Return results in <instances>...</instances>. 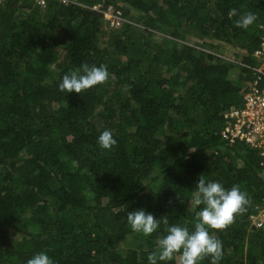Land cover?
<instances>
[{
	"label": "trees",
	"instance_id": "obj_1",
	"mask_svg": "<svg viewBox=\"0 0 264 264\" xmlns=\"http://www.w3.org/2000/svg\"><path fill=\"white\" fill-rule=\"evenodd\" d=\"M110 7L124 19L116 29ZM247 12L257 21L236 27ZM263 33L264 0L2 3L0 264L40 251L54 264H147L166 233L133 232L127 212L143 207L192 230L201 175L248 201L228 227L209 229L223 245L218 264H264V229L250 223L264 206V156L221 135L255 80ZM82 64L106 66L109 79L82 95L60 91ZM105 129L117 141L110 151L97 144Z\"/></svg>",
	"mask_w": 264,
	"mask_h": 264
},
{
	"label": "clouds",
	"instance_id": "obj_2",
	"mask_svg": "<svg viewBox=\"0 0 264 264\" xmlns=\"http://www.w3.org/2000/svg\"><path fill=\"white\" fill-rule=\"evenodd\" d=\"M229 18L237 16V10L229 11ZM257 21V15L247 12L235 21L238 28L247 30ZM109 79L104 65L82 64L79 68L67 72L58 85L60 91L83 94ZM117 141L110 130H103L97 137L102 150H111ZM248 203L245 193L238 186L226 188L221 182L208 180L201 175L191 193L189 208L196 213V223L192 230L181 224H170L167 216L159 219L151 212L140 207L127 212V224L135 233L151 236L158 229L166 233L157 242L156 249L147 256V264H166L179 254L180 264H200L205 257L211 258V264H218L222 253V242L212 236L209 229L223 230L234 218L245 211ZM124 210V209H123ZM26 264H54L46 251L34 253Z\"/></svg>",
	"mask_w": 264,
	"mask_h": 264
},
{
	"label": "built area",
	"instance_id": "obj_3",
	"mask_svg": "<svg viewBox=\"0 0 264 264\" xmlns=\"http://www.w3.org/2000/svg\"><path fill=\"white\" fill-rule=\"evenodd\" d=\"M6 0H0V5ZM46 0H36L40 5H44ZM107 25L111 28H118L124 24L122 12L115 8H108L104 12ZM253 57L256 59L255 80L250 85L244 96L242 108H231L224 116L225 126L222 129V138L226 141H242L252 148L259 150L264 156V33L259 47L254 51ZM263 174H264V162ZM252 226L264 229V206L258 210L257 214L250 217Z\"/></svg>",
	"mask_w": 264,
	"mask_h": 264
},
{
	"label": "rangeland",
	"instance_id": "obj_4",
	"mask_svg": "<svg viewBox=\"0 0 264 264\" xmlns=\"http://www.w3.org/2000/svg\"><path fill=\"white\" fill-rule=\"evenodd\" d=\"M192 40H193V43H194V41H196L197 40V42H198V39L196 38V40L194 39V38H192ZM212 50H217V49H212ZM218 51V50H217ZM219 53L222 55H224L225 57L227 56V57H230V58H232V59H234L235 58V56H234V52H231L230 50H227V48H221V50H220V48H219ZM131 242H133L132 241V239H131ZM123 247L124 246H126V247H128L129 246V242H127L126 244L125 243H123V245H122Z\"/></svg>",
	"mask_w": 264,
	"mask_h": 264
}]
</instances>
